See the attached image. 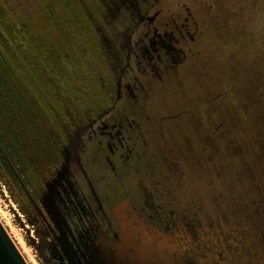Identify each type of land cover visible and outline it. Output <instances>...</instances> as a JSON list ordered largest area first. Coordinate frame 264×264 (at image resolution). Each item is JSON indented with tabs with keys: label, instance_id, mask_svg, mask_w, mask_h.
<instances>
[{
	"label": "rangeland",
	"instance_id": "rangeland-1",
	"mask_svg": "<svg viewBox=\"0 0 264 264\" xmlns=\"http://www.w3.org/2000/svg\"><path fill=\"white\" fill-rule=\"evenodd\" d=\"M0 6L8 13L11 36L3 33L18 48L23 82L35 99L43 98L49 111L42 117L62 157L35 187L13 181L0 162V223L27 264H83L76 238L82 227L108 226L92 188H102L107 171L126 173L118 165L128 157L131 173L117 177L127 189L135 186L131 177L155 183L165 195L169 185L175 207L187 208L195 222L264 217V0H0ZM137 41L145 66L164 78L160 104L195 103L209 91L203 113L183 121L184 152L156 141L158 105L130 117L121 111ZM140 115L148 135L145 148L136 150L133 142L123 144L121 132ZM219 116L229 125L221 133ZM205 118L215 120L213 130ZM206 129L207 142L199 138ZM92 134L100 145L80 161L81 142ZM71 171L78 174L74 182ZM104 195L116 226L112 209L124 194Z\"/></svg>",
	"mask_w": 264,
	"mask_h": 264
},
{
	"label": "trees",
	"instance_id": "trees-1",
	"mask_svg": "<svg viewBox=\"0 0 264 264\" xmlns=\"http://www.w3.org/2000/svg\"><path fill=\"white\" fill-rule=\"evenodd\" d=\"M7 14L6 10L0 6V162L3 168L9 172L13 181L18 183L20 180L22 183L27 182L35 187L44 178L53 175V172L61 165L62 157L60 148L48 131V127L42 117V110L44 112H46L45 109L49 110L44 104L42 97L38 100L35 99L26 88L23 82L26 73L16 55L18 48L12 47L10 40L3 33L5 32L11 36V26L6 23ZM152 19L156 18H151L150 22H152ZM148 29L149 25L147 26V33L150 32ZM141 38L145 40L144 37ZM141 45L142 41H137L132 47L135 63L132 75L133 81L128 85L129 90L124 89L121 93V98L123 99V102L120 103L121 111L124 113L123 115L130 117L131 114L141 110L145 114L151 104L155 105V107L158 105L154 111V117H156V121H154L155 133L158 128L156 141H164L169 151L170 148L182 150L181 148L184 147V152L186 149V136L184 135L186 133V124L183 121L191 112H195L197 115L203 113V107L207 105V99L210 96L209 91L204 92V100H199L195 103L188 104L185 101H179L173 104L165 101L163 105L160 104L165 100L164 78L162 77L159 80L145 66L142 50H140ZM19 53L22 54L21 51ZM249 74L254 77L255 71L252 70ZM262 85L264 87V84ZM137 117L138 122L133 126L131 124L125 125L121 136L123 135L124 138L123 144L130 146L133 142L135 149L140 150L141 147L145 148L144 142H146L145 137L148 132L145 131V117L141 115ZM219 117V119L216 117V120L218 119V123L220 122L221 126L217 133H221L222 129L229 127V125L226 126L225 122L227 118ZM204 121L208 130H213L216 126V122L213 119L207 120L205 118ZM139 128H143V130ZM168 130H170L169 133ZM208 130L205 133L201 132L202 135L199 138L202 141L212 140V134ZM99 145V137L96 134L83 139L77 152L79 160H87L89 155H93L96 152ZM163 152L160 149L159 155L165 157V152ZM116 155L118 156L120 153L116 152ZM168 157L173 160L174 156L169 155ZM168 157L166 158L168 159ZM131 161V157H128L123 162L124 166L121 164L118 166L119 168L125 166L128 168ZM179 161L186 164V160L182 158ZM127 168L124 174H121L120 171H107L106 177L109 179L106 178L104 183L101 182L102 188H92V192H94L92 193L93 199L98 201L99 209L107 210V206L103 203L106 192H111L112 195H130L138 201L137 203L141 210L152 214L151 217L157 224L163 226L174 224L175 219L177 222L179 218L185 219L183 215H186V219L192 224L190 226L186 223L188 228L195 234L203 235L202 240L207 242V246H211L212 241L223 243V247H230L235 242L248 246L250 241L252 246L255 247L256 255H259L260 251L261 255H264V217L246 219L243 216L239 220L225 217L219 221L207 218V220H197L195 222L193 215L187 208L183 209L180 204L175 207L176 201L168 184V191L165 195L162 194V191L157 190L155 183L145 185L140 178L131 177L135 186L127 189V184L122 181L131 173ZM71 172L73 174L69 172V175L74 182L77 180L78 174H74V171ZM119 175H123L122 177L124 178L121 177V180L117 179ZM76 190L79 191L78 188ZM98 192L101 193L98 194ZM83 205H85L83 210L87 211L89 209L88 204ZM186 210L187 213H185ZM67 224L68 227L72 225L68 222Z\"/></svg>",
	"mask_w": 264,
	"mask_h": 264
},
{
	"label": "flooded vegetation",
	"instance_id": "flooded-vegetation-1",
	"mask_svg": "<svg viewBox=\"0 0 264 264\" xmlns=\"http://www.w3.org/2000/svg\"><path fill=\"white\" fill-rule=\"evenodd\" d=\"M138 205L124 194L112 209L116 226L106 211V230L78 225L83 264H264V255H256L250 241L248 246L235 242L223 247L218 241L207 246L203 235L191 232L184 219L163 226Z\"/></svg>",
	"mask_w": 264,
	"mask_h": 264
},
{
	"label": "water",
	"instance_id": "water-1",
	"mask_svg": "<svg viewBox=\"0 0 264 264\" xmlns=\"http://www.w3.org/2000/svg\"><path fill=\"white\" fill-rule=\"evenodd\" d=\"M187 179H190L188 173L184 169L183 164H181ZM198 190L199 187H197ZM201 197L204 200V195L201 194ZM0 264H27L14 242L8 235L7 231L0 223Z\"/></svg>",
	"mask_w": 264,
	"mask_h": 264
}]
</instances>
